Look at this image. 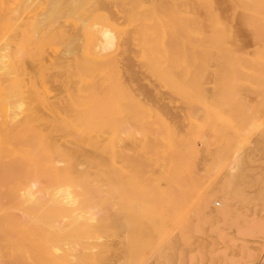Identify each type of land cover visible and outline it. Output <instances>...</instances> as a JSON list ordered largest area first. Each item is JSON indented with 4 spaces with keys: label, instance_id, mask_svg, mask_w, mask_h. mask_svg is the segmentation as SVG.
Returning <instances> with one entry per match:
<instances>
[{
    "label": "rangeland",
    "instance_id": "374dc122",
    "mask_svg": "<svg viewBox=\"0 0 264 264\" xmlns=\"http://www.w3.org/2000/svg\"><path fill=\"white\" fill-rule=\"evenodd\" d=\"M25 1L20 20L0 21V46L7 38L18 41L22 29L43 40L44 74L38 76L36 60L27 66L48 100H62L66 87L81 86L80 72L89 64L85 54L105 32L112 34L111 45L95 60L97 70H89H95L97 80L103 77L104 86L111 78L114 83H107V91L126 90V95L138 97L131 95L119 105L117 151L87 153L104 163L115 161L120 176L121 230L109 239L111 249L97 264H264V58L256 55L261 47L254 31L258 16L251 15L252 22L246 23L231 0H193L198 13L183 7L182 0H164L166 10L159 7L163 0H80V5L60 0L58 7H53L54 0ZM155 5L160 12H172L171 37L176 36L178 56L171 57V78L179 85L199 83V100L170 90L139 56L138 31L154 23L150 15ZM190 12L200 14L206 32L221 35L223 48L237 47L238 54H215L210 48L211 56L202 60L184 57L187 46L180 55L182 34L172 18ZM205 12L213 14L208 19ZM69 42L74 49L65 53ZM248 68H255L254 78L246 82ZM234 73L238 78L233 84ZM43 108L44 116H50L47 106ZM41 130L46 144L68 145L61 130L48 124ZM102 134L110 136L109 131ZM1 200L18 214V200Z\"/></svg>",
    "mask_w": 264,
    "mask_h": 264
},
{
    "label": "bare ground",
    "instance_id": "6f19581e",
    "mask_svg": "<svg viewBox=\"0 0 264 264\" xmlns=\"http://www.w3.org/2000/svg\"><path fill=\"white\" fill-rule=\"evenodd\" d=\"M79 1L74 0L72 4L78 5ZM210 1L197 0L204 4ZM192 2L194 3L193 0H182L183 7L190 11V7L194 6ZM230 2L242 11L246 23L252 22L251 15L258 16L260 23L254 31L255 38L261 40V47L256 55L264 58V0ZM60 3V0L52 2L53 7H58ZM164 4L159 6L163 7L162 10L168 8L166 2ZM27 5L25 0H13L12 3L0 0V21L4 17H12L10 20L17 22ZM160 10L155 5L150 15L151 18L154 17V23L138 31L139 56L147 71L157 76L170 90H177L184 98L199 100V83L179 85L174 84L171 78L168 70L173 63L171 57L174 54L178 56L177 44L173 42L176 36L173 34V38L171 37L174 32L171 30L172 25L170 26L172 12L161 13ZM192 13L180 16L182 21L180 18H172V23H178L176 27L180 28L179 32L182 34L179 33L182 36V43L178 44V48L181 47L180 55L184 51L182 47L187 46L190 50L184 57L198 56L202 59L212 54L213 50L210 48L215 50V54H238L237 47L223 48L218 32L209 33L202 29L205 21L201 22L200 14L196 16L197 10L194 15ZM208 13L205 12L203 17L207 14L205 17L208 18L212 12ZM110 35L103 33V40L99 45L85 54L89 64L86 71L80 72L81 86L66 87L62 100H48L33 83V74L28 70L27 64L32 59L38 63V76L44 74L43 40L27 36L22 29L18 41L7 38L0 46V200H18L20 205L16 214L8 211L4 206L6 203L0 201V258L3 257L0 264H13L15 261L22 264H97L106 258L107 251L111 249L109 239L121 230L118 166L115 161L104 163L87 154L90 151H117L115 141L121 125V116L117 115L119 105L127 97L138 98L133 93L132 96L126 95V90L120 94L115 91L111 93L106 86L110 81L113 82L111 78L108 82L105 81L106 89L102 83L103 77L97 80L93 76L97 70L95 60L100 59L101 54L104 56L103 49H108L111 45ZM73 47V42L66 44L65 53L73 51ZM89 68L95 69L93 73ZM248 69L246 82L253 81L254 78L252 72L255 68ZM237 78L234 73L233 84ZM44 106L50 110V116H44ZM47 124L65 133L68 139L65 145H68L62 146L56 142L52 146L46 144L41 127ZM102 131H109L110 136L106 137ZM79 145H87L90 149L79 150Z\"/></svg>",
    "mask_w": 264,
    "mask_h": 264
}]
</instances>
